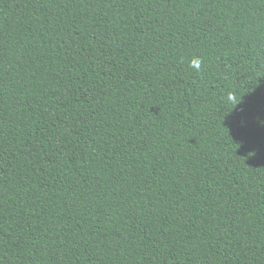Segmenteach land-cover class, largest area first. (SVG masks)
Listing matches in <instances>:
<instances>
[{
	"label": "trees",
	"instance_id": "16d2710c",
	"mask_svg": "<svg viewBox=\"0 0 264 264\" xmlns=\"http://www.w3.org/2000/svg\"><path fill=\"white\" fill-rule=\"evenodd\" d=\"M0 264H264V0H0Z\"/></svg>",
	"mask_w": 264,
	"mask_h": 264
},
{
	"label": "clouds",
	"instance_id": "9594fccd",
	"mask_svg": "<svg viewBox=\"0 0 264 264\" xmlns=\"http://www.w3.org/2000/svg\"><path fill=\"white\" fill-rule=\"evenodd\" d=\"M203 61L199 57L193 58L190 62V66L196 70H200Z\"/></svg>",
	"mask_w": 264,
	"mask_h": 264
}]
</instances>
